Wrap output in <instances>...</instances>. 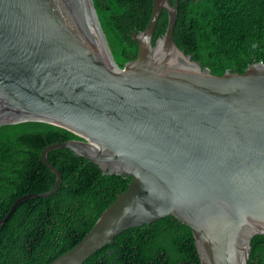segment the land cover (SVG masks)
I'll use <instances>...</instances> for the list:
<instances>
[{"label": "water", "instance_id": "obj_1", "mask_svg": "<svg viewBox=\"0 0 264 264\" xmlns=\"http://www.w3.org/2000/svg\"><path fill=\"white\" fill-rule=\"evenodd\" d=\"M168 11L166 32L156 29ZM179 0H154L137 56L120 66L94 0H0V126L44 121L81 138L69 148L129 187L74 247L49 264H83L123 231L173 215L202 264H249L264 235V62L214 74L177 43ZM1 264V262H0Z\"/></svg>", "mask_w": 264, "mask_h": 264}, {"label": "trees", "instance_id": "obj_2", "mask_svg": "<svg viewBox=\"0 0 264 264\" xmlns=\"http://www.w3.org/2000/svg\"><path fill=\"white\" fill-rule=\"evenodd\" d=\"M173 3L176 0H172ZM120 66L135 58L134 31L148 26L154 0H94ZM164 10L154 42L168 27ZM178 45L214 74L242 73L264 62V0H179ZM81 138L43 121L0 126V218L28 193L53 188L57 175L43 162L50 144ZM49 160L64 181L48 197L22 202L0 228L1 264H49L74 247L131 182V176L105 174L69 148L52 150ZM83 264H202L191 227L173 215L119 234ZM249 264H264V235L252 239Z\"/></svg>", "mask_w": 264, "mask_h": 264}, {"label": "clouds", "instance_id": "obj_3", "mask_svg": "<svg viewBox=\"0 0 264 264\" xmlns=\"http://www.w3.org/2000/svg\"><path fill=\"white\" fill-rule=\"evenodd\" d=\"M43 122H44V121H43ZM20 123H21V122H20ZM47 123H48V122H47ZM14 124H16V123H14ZM50 124H52V123H50ZM54 125H55V124H54ZM58 126H59V125H58ZM61 127H62V126H61ZM64 128H65V127H64ZM66 129H68V128H66ZM68 130H69V129H68ZM80 137H81V136H80ZM62 141H64V140H62ZM54 143H55V142H54ZM54 150H55V149H54ZM70 150H71V149H70ZM42 153H43V152H42ZM48 155H49V154H48ZM79 157H80V156H79ZM83 158H84V157H83ZM43 162H44V161H43ZM91 162H92V161H91ZM51 163H52V162H51ZM52 164H53V163H52ZM53 165H54V164H53ZM57 168H58V167H57ZM58 169H59V168H58ZM59 170H60V169H59ZM60 171H61V170H60ZM54 173H55V172H54ZM61 173H62V172H61ZM55 174H56V173H55ZM62 174H63V173H62ZM56 175H57V174H56ZM56 181H57V180H56ZM62 184H63V183H62ZM61 186H62V185H61ZM53 187H54V186H53ZM60 188H61V187H60ZM28 194H29V193H28ZM52 195H53V194H52ZM23 196H24V195H23ZM19 198H20V197H19ZM19 198H18V199H19ZM18 199H17V200H18ZM17 200H16V201H17ZM16 201H15V202H16ZM13 205H14V204H13ZM13 205H12V206H13ZM19 205H20V204H19ZM11 208H12V207H11ZM11 208H10V209H11ZM17 208H18V207H17ZM10 209H9V211H10ZM106 209H107V208H106ZM16 210H17V209H16ZM9 211H8V212H9ZM8 212L5 214V216L8 214ZM103 213H104V212H103ZM12 215H13V214H12ZM5 216H4V217H5ZM168 216H169V215H168ZM11 217H12V216H11ZM11 217H10V218H11ZM100 217H101V216H100ZM100 217H99V218H100ZM2 218H3V217H2ZM10 218H9V219H10ZM0 219H1V218H0ZM9 219H8V220H9ZM8 220H7V221H8ZM96 222H97V221H96ZM4 224H5V223H4ZM4 224H3V225H4ZM3 225H2V226H3ZM2 226H1V227H2ZM141 226H142V225H141ZM1 227H0V228H1ZM137 227H138V226H137ZM127 230H128V229H127ZM123 232H124V231H123ZM120 234H121V233H120ZM85 236H86V235H85ZM85 236H84V237H85ZM84 237H83V238H84ZM79 242H80V241H79ZM79 242H78V243H79ZM78 243H77V244H78ZM105 246H106V245H105ZM105 246H104V247H105ZM104 247H103V248H104ZM101 249H102V248H101ZM98 251H99V250H98ZM98 251H97V252H98ZM97 252H96V253H97ZM94 254H95V253H94ZM94 254H93V255H94Z\"/></svg>", "mask_w": 264, "mask_h": 264}]
</instances>
